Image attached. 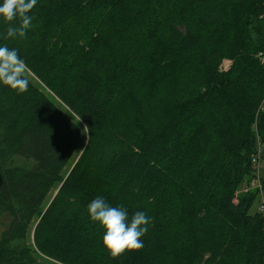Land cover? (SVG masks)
Returning a JSON list of instances; mask_svg holds the SVG:
<instances>
[{"label":"trees","instance_id":"obj_1","mask_svg":"<svg viewBox=\"0 0 264 264\" xmlns=\"http://www.w3.org/2000/svg\"><path fill=\"white\" fill-rule=\"evenodd\" d=\"M33 11L27 49L0 20V44L40 80L21 94L0 85V264H264L257 193H238L264 143V0ZM75 116L89 137L64 178L82 139ZM97 196L152 217L143 248L109 254L87 212Z\"/></svg>","mask_w":264,"mask_h":264},{"label":"clouds","instance_id":"obj_2","mask_svg":"<svg viewBox=\"0 0 264 264\" xmlns=\"http://www.w3.org/2000/svg\"><path fill=\"white\" fill-rule=\"evenodd\" d=\"M39 0H0V20L8 25L5 39L25 37L33 27L32 10ZM19 21L18 25L16 22ZM27 64L16 48L0 45V85L17 94L28 90ZM92 222L103 229L102 243L113 258L126 250L144 247L143 237L152 225V217L144 211L129 212L124 205H111L97 196L87 205Z\"/></svg>","mask_w":264,"mask_h":264},{"label":"rangeland","instance_id":"obj_3","mask_svg":"<svg viewBox=\"0 0 264 264\" xmlns=\"http://www.w3.org/2000/svg\"><path fill=\"white\" fill-rule=\"evenodd\" d=\"M49 1L51 2L52 6H54L55 0H49ZM74 1H76V0H74ZM56 3L58 4V0H56ZM31 14L34 16V19L40 18V16H41L40 15V12H38V11H33ZM33 22H36V21L34 20ZM17 23H19V21H17ZM22 38L24 39L23 47L25 49L28 48L27 46L29 44H33L32 41H31V39L28 38L27 35L25 37H22ZM82 42L85 43V39H82ZM0 45H3V44H0ZM231 65H232V58L225 57L223 59V62L220 65V69L222 71L228 70ZM26 76L31 81L35 82L36 84L37 83L39 84V82H40L39 78L30 70V67L29 66H27ZM75 120L77 122V125L80 126V128H81V131H82V139H81L79 148L73 154V156L71 157V159L69 160V162L65 166V169H64V172H63L64 178L76 166V164H77V162H78V160H79L82 152L84 151V149L86 147L87 140H88V137H89L88 130L84 126V124L76 116H75ZM260 147H263V149H262V157H261V160H260V167H261V169H260V172H261L260 176L262 177V183H261L262 184V187L260 188V185H258L260 178L258 176H254V174L251 173L250 174V177L248 178V180L241 185V187L239 188V191H238L239 194L244 193V192H248V191H255L257 193L256 204L253 207V210L254 211H257V210L259 211L260 200L262 199V196L264 198V185H263V179H264V143H263V141H260V142L258 141V144H257V152H258V150H259ZM248 184L250 186V189L248 188ZM61 185H62V181H59L55 185V187H53V190L51 191V193L49 195V198L47 199V202L43 205V208L41 209V211L39 212V214H37L35 216V218L33 220L31 229H30V231L28 233L27 243L30 246L34 247V248H36V246L34 245V240H33L34 239L33 238V235H34L33 234V232H34V226L40 220L42 214L45 212V210L49 206L50 202L52 201L53 197L56 195V193L59 190V188H60ZM4 228H5L4 226H1L0 225V234H1V232H2V230ZM41 260H43V259H41ZM45 262H48L50 264H62L60 262H55V261H52V260L51 261H45Z\"/></svg>","mask_w":264,"mask_h":264},{"label":"built area","instance_id":"obj_4","mask_svg":"<svg viewBox=\"0 0 264 264\" xmlns=\"http://www.w3.org/2000/svg\"><path fill=\"white\" fill-rule=\"evenodd\" d=\"M258 56L261 58V60L264 63V51L259 52ZM260 142V141H259ZM262 149L263 147H260L258 152L252 157V165H253V174L254 176H258L259 179V184L260 188L262 187V177L260 176L261 172H260V160L262 157ZM248 188L250 189V186L248 185ZM259 212L262 213V215L264 216V198L262 196V199L260 200V206H259Z\"/></svg>","mask_w":264,"mask_h":264}]
</instances>
